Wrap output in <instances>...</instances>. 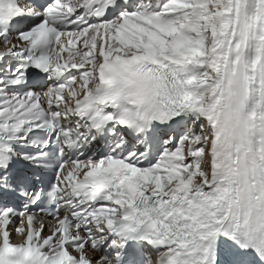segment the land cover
Segmentation results:
<instances>
[{"label": "snow or ice", "instance_id": "6c2138e0", "mask_svg": "<svg viewBox=\"0 0 264 264\" xmlns=\"http://www.w3.org/2000/svg\"><path fill=\"white\" fill-rule=\"evenodd\" d=\"M0 264H264V0H0Z\"/></svg>", "mask_w": 264, "mask_h": 264}]
</instances>
